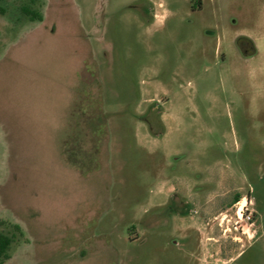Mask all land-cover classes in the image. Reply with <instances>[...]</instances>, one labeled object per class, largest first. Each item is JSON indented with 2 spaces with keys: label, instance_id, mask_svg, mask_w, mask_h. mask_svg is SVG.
Listing matches in <instances>:
<instances>
[{
  "label": "rangeland",
  "instance_id": "374dc122",
  "mask_svg": "<svg viewBox=\"0 0 264 264\" xmlns=\"http://www.w3.org/2000/svg\"><path fill=\"white\" fill-rule=\"evenodd\" d=\"M1 2L3 264H264V0Z\"/></svg>",
  "mask_w": 264,
  "mask_h": 264
},
{
  "label": "trees",
  "instance_id": "16d2710c",
  "mask_svg": "<svg viewBox=\"0 0 264 264\" xmlns=\"http://www.w3.org/2000/svg\"><path fill=\"white\" fill-rule=\"evenodd\" d=\"M1 1L2 0H0V12L2 14H5L6 11L2 7ZM32 1L35 2L36 0H32ZM23 10H24L25 14H27L31 17V20L43 21V17L39 12L32 11L28 7L24 8ZM83 96L90 98L89 95L86 93L85 94L83 93ZM83 96L81 94V99H83L82 98ZM85 109L86 108L82 107L83 116H84V118H87L88 113L85 112ZM76 110H79V109H76ZM80 114H81V111H80ZM94 121H95V119L92 120V123H94ZM73 125H74V127H72L71 129L73 130V128H78V130H76V132H78L79 134L77 133V135L76 134L75 135L73 134L72 136L70 135L69 137H72L70 139L71 141L67 142V140H66L64 142V145H63L64 147L62 150V156H63V159H64L66 165H68V167L75 168V169H76V167H79L80 172L79 171L78 172L81 174L82 173L81 168L88 169V168H85L86 165H89V168L93 167L92 163H93L94 152L88 153V149H86L87 144L85 141L87 140L89 143L92 144L93 143L92 141L95 137H80V136L85 135L84 132L87 130L88 126H86L82 123H75ZM74 140H76V141H74ZM74 143L78 146L79 150L81 149V147L84 149V152L81 151V157L79 155H76V154H79V152H77V150H75V154L72 152V150L74 148V146H73ZM92 150H94V145L92 147ZM236 200H238V199H236ZM15 228L18 231L21 230L20 226H18V225H16ZM12 243H13V239L0 230V264H3L4 261H6L10 258L9 249H10Z\"/></svg>",
  "mask_w": 264,
  "mask_h": 264
},
{
  "label": "flooded vegetation",
  "instance_id": "af4514ba",
  "mask_svg": "<svg viewBox=\"0 0 264 264\" xmlns=\"http://www.w3.org/2000/svg\"><path fill=\"white\" fill-rule=\"evenodd\" d=\"M151 3H149V5H150ZM150 8H151V5L149 6ZM192 8L194 9V6H192ZM152 9V8H151ZM243 38H246V37H243ZM245 40H247V42L250 44L251 42H250V40H248V39H245ZM242 47H244V46H242ZM245 56H247L246 54H244Z\"/></svg>",
  "mask_w": 264,
  "mask_h": 264
},
{
  "label": "crops",
  "instance_id": "0c3cea01",
  "mask_svg": "<svg viewBox=\"0 0 264 264\" xmlns=\"http://www.w3.org/2000/svg\"><path fill=\"white\" fill-rule=\"evenodd\" d=\"M84 134H85V132H84ZM80 137H86V136L84 135V136H80Z\"/></svg>",
  "mask_w": 264,
  "mask_h": 264
}]
</instances>
